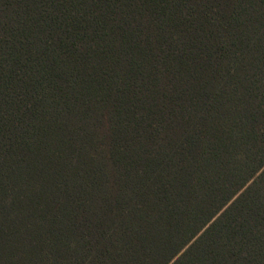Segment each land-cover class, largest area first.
I'll use <instances>...</instances> for the list:
<instances>
[{
  "label": "trees",
  "instance_id": "1",
  "mask_svg": "<svg viewBox=\"0 0 264 264\" xmlns=\"http://www.w3.org/2000/svg\"><path fill=\"white\" fill-rule=\"evenodd\" d=\"M0 264H264V0H0Z\"/></svg>",
  "mask_w": 264,
  "mask_h": 264
}]
</instances>
